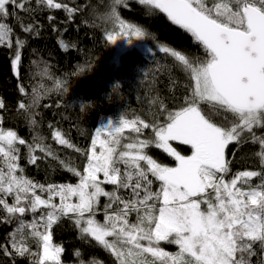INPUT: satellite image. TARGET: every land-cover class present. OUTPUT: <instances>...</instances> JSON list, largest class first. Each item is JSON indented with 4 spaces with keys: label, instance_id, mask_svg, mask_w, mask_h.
<instances>
[{
    "label": "snow or ice",
    "instance_id": "snow-or-ice-1",
    "mask_svg": "<svg viewBox=\"0 0 264 264\" xmlns=\"http://www.w3.org/2000/svg\"><path fill=\"white\" fill-rule=\"evenodd\" d=\"M139 2L166 14L203 47L204 59H191L169 47H160L188 73L192 82L187 86L189 95L176 110H169L158 98L154 100V104L159 103V111L153 113L151 123L121 114L115 123L108 120L95 129L91 148L83 153L87 157L83 172L68 167L79 177L75 185H45L25 177L17 163V143L26 145V141L15 131L0 128V209L7 214L0 220L7 223L17 214H33L30 223L20 219L9 234L12 251L3 247L5 256L36 255L25 243L24 229L28 228V235L42 247L34 264H61L63 248L52 243L50 229L69 214L82 237L95 239L120 264H127V260L119 246H130L129 255L150 253L162 264H251L256 245L264 251V171H241L231 180L225 179L230 171L225 149L231 142L240 143L245 133L251 134L253 143H259L258 155L264 165V136L254 131L264 128V0ZM35 3L37 7L63 9L69 17L77 11L57 0ZM122 3L123 0H114L109 13L119 26L118 32L107 34L113 44L118 37H127L131 43V37L140 40L147 35L141 27L120 19L116 6ZM31 4L32 0H0V45L7 42L11 47L13 30L6 21L18 18V11H34ZM54 19L49 16V21ZM19 22L25 32L33 31L32 24ZM16 43L14 70L21 60L19 49L24 41L17 39ZM59 43L67 47L63 40ZM56 86L62 87L61 82L57 81ZM20 91H24L23 87ZM36 102L34 97L33 104ZM201 104H207L215 115L231 114V121L227 115L224 117L231 126L213 122ZM19 107L27 110L31 105L21 103ZM126 129L134 135L125 136ZM149 129L151 135L146 137L145 130ZM53 138L58 144L74 147L59 130L53 131ZM122 140L130 141L122 145L124 150H120ZM171 141L189 145L191 155L179 154L170 146ZM153 146L174 157L176 166L162 165L150 156L148 149ZM27 147L30 164L40 159L34 154L36 149L57 159L52 149L41 143ZM254 177H260L255 187L251 183ZM154 182L159 183L155 191ZM105 184L114 186L113 190L105 191ZM121 190L128 193L127 198L120 194ZM8 197H14L11 204ZM57 197L59 203L55 202ZM100 197L108 199L103 207V223L95 219ZM133 212L136 222L129 220ZM108 237L114 239L110 241ZM161 241L177 245L179 251L174 255L164 251L158 246Z\"/></svg>",
    "mask_w": 264,
    "mask_h": 264
},
{
    "label": "trees",
    "instance_id": "trees-1",
    "mask_svg": "<svg viewBox=\"0 0 264 264\" xmlns=\"http://www.w3.org/2000/svg\"><path fill=\"white\" fill-rule=\"evenodd\" d=\"M77 9L71 17L63 9H48L37 7L32 0V12L18 11V18L9 17L6 23L12 28L9 40L0 45V128L5 131H15L26 141L19 145L17 163L23 168V175L40 184H77L79 177L68 171L74 167L81 173L87 164L84 152L91 148V140L95 129L102 127L107 120L115 123L121 114L127 119L139 117L151 123L153 113L159 111V101L169 110L178 109L184 97L189 95L191 80L178 61L170 54L160 51L161 46L169 47L191 59H204L203 47L190 33L174 25L166 16L150 5L141 4L139 0H123L116 6L117 14L126 24L141 27L147 35L144 41L150 49L145 54L137 49L124 51L118 60L113 61V51L107 34L115 28L113 19L109 18L114 0H57ZM211 4L213 0H205ZM49 16L55 19L49 21ZM20 20L25 26L32 24V32H25ZM38 33V34H37ZM17 39L24 41L20 48L21 60L14 70L12 60L18 49ZM63 40L67 47H61ZM60 81L62 87L57 88ZM23 87L24 91L20 89ZM68 90L65 92L63 88ZM37 102L33 104V98ZM31 105L27 110L19 105ZM81 105H84L81 110ZM205 115H211L213 122L228 124L233 119L231 114L215 115L207 104L200 105ZM163 119V116L160 117ZM35 123H32V121ZM59 130L74 147L58 144L53 138V131ZM257 136H264V128L254 129ZM125 136H132L125 130ZM151 131L145 130V136ZM124 141V140H122ZM36 143L50 147L57 159L46 157L36 149L35 155L40 157L36 164L28 162L27 144L35 147ZM177 151L184 156L191 155V147L174 142ZM79 149L80 151H77ZM259 143H253L251 134L245 133L240 143L231 142L225 149V158L230 161V171L225 176L231 180L241 171H264V165L258 153ZM148 154L162 165L175 167L174 158L162 149L154 146L148 149ZM63 162V163H61ZM67 166V167H66ZM18 175L20 173H17ZM252 186L260 183V177L252 179ZM112 185L105 184V191H112ZM159 187L154 182L153 191ZM246 187V186H245ZM125 198L128 193L121 190ZM46 198V193L43 194ZM11 204L14 197H8ZM59 203V198L55 200ZM107 197H100L96 218L104 222V204ZM111 211V210H110ZM7 214L0 209V218ZM39 215V212L36 213ZM32 213L12 219L11 222L0 220V264H34L42 254V247L25 228V243L30 252L21 257L5 256L2 248L12 251L9 234L19 224L20 219L30 223ZM63 217L50 229L52 243L63 248L61 264H120L111 251L106 250L92 237L84 238L75 225L74 218ZM129 220L136 222L133 212ZM43 229H41L42 231ZM159 247L169 253L179 251L177 246L168 242H160ZM79 252L78 257L76 253ZM149 264H162L156 257L145 256ZM251 264H264V251L256 245V255L251 257Z\"/></svg>",
    "mask_w": 264,
    "mask_h": 264
},
{
    "label": "rangeland",
    "instance_id": "rangeland-1",
    "mask_svg": "<svg viewBox=\"0 0 264 264\" xmlns=\"http://www.w3.org/2000/svg\"><path fill=\"white\" fill-rule=\"evenodd\" d=\"M114 26L115 28L112 29L110 32H118L119 31V26L118 24L114 23ZM131 43H128L127 42V37H118L117 38V41L115 44H113L112 42H110V45L112 47V51H113V61L118 64V60H119V56L124 52V51H127V50H130V49H137L139 50L140 52L142 53H145V54H150L151 51L150 49L147 47L145 41H144V38L143 39H140L138 40L136 37H131ZM108 121V120H107ZM107 121L105 122V124L107 123ZM104 124V125H105ZM103 125V126H104ZM127 130V129H126ZM130 141L128 140H124L122 141V144L120 146V150H124L122 145L124 143H128ZM174 142H179V141H171L170 142V146L175 150L177 151L176 147L174 146ZM163 150V149H162ZM97 151H99V149L97 148ZM178 152V151H177ZM179 154H181L180 152H178ZM182 155V154H181ZM174 158V157H172ZM175 160V159H174ZM6 170V169H5ZM100 179L102 180L103 179V176L102 174L100 175ZM104 187V185H102ZM9 203V202H8ZM95 219L98 221V219L95 217ZM100 222V221H98ZM101 223V222H100ZM43 231V230H42ZM107 239H109L110 241L113 240L114 238L112 237H108ZM161 242H166V241H161ZM160 243V242H159ZM167 243V242H166ZM169 244H172V243H169ZM174 246H177L175 244H172ZM128 247L130 246H119V250L122 251L124 253V256L127 260V264H149V262H147L146 259H144L145 256H149V257H154L152 256L150 253H144L142 255H136L135 252H133L131 255H129L128 253ZM178 247V246H177ZM161 248V247H160ZM165 251V250H164ZM178 252L175 251V252H171L170 254H176ZM169 253V252H168Z\"/></svg>",
    "mask_w": 264,
    "mask_h": 264
}]
</instances>
